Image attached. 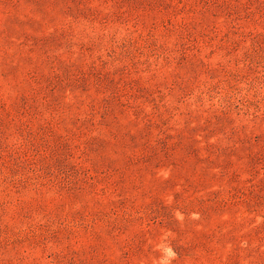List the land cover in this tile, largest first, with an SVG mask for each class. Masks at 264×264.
Wrapping results in <instances>:
<instances>
[{"label":"rangeland","instance_id":"374dc122","mask_svg":"<svg viewBox=\"0 0 264 264\" xmlns=\"http://www.w3.org/2000/svg\"><path fill=\"white\" fill-rule=\"evenodd\" d=\"M0 264H264V0H0Z\"/></svg>","mask_w":264,"mask_h":264}]
</instances>
